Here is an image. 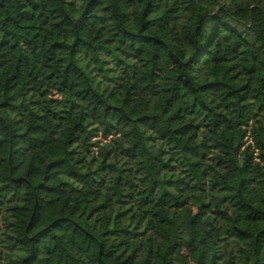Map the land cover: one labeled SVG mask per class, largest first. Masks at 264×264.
Masks as SVG:
<instances>
[{
  "label": "trees",
  "instance_id": "1",
  "mask_svg": "<svg viewBox=\"0 0 264 264\" xmlns=\"http://www.w3.org/2000/svg\"><path fill=\"white\" fill-rule=\"evenodd\" d=\"M0 264H264V0H0Z\"/></svg>",
  "mask_w": 264,
  "mask_h": 264
},
{
  "label": "rangeland",
  "instance_id": "2",
  "mask_svg": "<svg viewBox=\"0 0 264 264\" xmlns=\"http://www.w3.org/2000/svg\"><path fill=\"white\" fill-rule=\"evenodd\" d=\"M218 68V70H220V67H217ZM169 71V66L167 65V64H162V65H160V66H158L157 68L155 67V68H150L149 70H148V73L147 74H149L150 73V76L151 77H153V78H157L161 73H163V72H168ZM151 77H147V79H144V80H142V82L139 84V85H137V86H132L131 88H130V90H131V95H130V98L133 100V99H135V98H137V99H142V97H143V94H144V86L146 85V83H147V81H149V79L151 78ZM51 146V143L50 142H45L44 144H43V148L44 149H46L47 151H49L48 150V148ZM62 231V230H61ZM179 251L180 250H182V249H178ZM183 251V250H182ZM192 252L190 253V256H192Z\"/></svg>",
  "mask_w": 264,
  "mask_h": 264
}]
</instances>
